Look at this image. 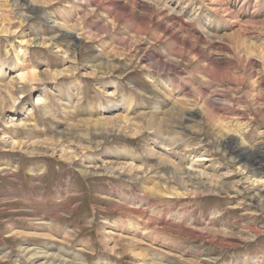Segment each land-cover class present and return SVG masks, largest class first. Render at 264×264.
Masks as SVG:
<instances>
[{"label":"rangeland","instance_id":"374dc122","mask_svg":"<svg viewBox=\"0 0 264 264\" xmlns=\"http://www.w3.org/2000/svg\"><path fill=\"white\" fill-rule=\"evenodd\" d=\"M3 1L0 264H42L54 253L67 264L74 255L83 264H264V209L252 197L264 171L252 186L236 170L237 152L224 147L264 146V0ZM156 59L168 70L149 68ZM248 61L263 84L254 91L243 75ZM63 67L72 73L56 76ZM28 70L34 79H19ZM163 98L176 114L159 127L150 111ZM191 110L197 116L185 120ZM154 135L173 142L167 155L180 143L176 161L206 173L195 180L202 189L163 175L169 164L151 153ZM154 184L179 195L144 193Z\"/></svg>","mask_w":264,"mask_h":264},{"label":"bare ground","instance_id":"6f19581e","mask_svg":"<svg viewBox=\"0 0 264 264\" xmlns=\"http://www.w3.org/2000/svg\"><path fill=\"white\" fill-rule=\"evenodd\" d=\"M4 1H6V0H4ZM3 1V2H4ZM37 1V0H36ZM115 1V0H114ZM117 1V0H116ZM121 1V0H120ZM136 1V0H135ZM2 2V3H3ZM8 2V1H7ZM19 2H21V0L20 1H18V0H12V2H11V4L10 5H12L13 7L14 6H16ZM22 2H24V0L22 1ZM27 2V1H26ZM31 2V1H30ZM41 2V1H40ZM113 2V1H112ZM111 2V3H112ZM126 2H128V1H126ZM131 2V1H130ZM129 2V3H130ZM6 3V2H5ZM32 3V2H31ZM48 3V2H47ZM46 3V4H47ZM136 3V2H135ZM8 3H6V5H7ZM22 4V3H21ZM25 4V3H24ZM23 4V5H24ZM218 4V3H217ZM19 5V4H18ZM120 5V4H119ZM118 5V7H120ZM125 6H126V4H124ZM131 5V4H130ZM22 6V5H21ZM112 6V5H111ZM125 6H123V7H125ZM132 7H133V5H131ZM220 6V5H219ZM25 7V6H24ZM28 7H29V9L31 10V9H33V7H31L30 5H28ZM116 7V6H115ZM122 7V8H123ZM221 7H222V4H221ZM21 8V7H20ZM114 8V7H113ZM122 8H119L118 10H121ZM220 8V7H219ZM25 9V8H24ZM116 9V8H115ZM127 9V8H126ZM134 9V8H133ZM155 9V7L152 5L151 6V10H153V11H155L154 10ZM225 9V8H224ZM23 10V9H22ZM117 10V11H118ZM130 10H132V9H130ZM160 10V9H159ZM126 11V10H125ZM134 11V10H133ZM147 11V10H146ZM17 12V11H16ZM130 12V11H129ZM135 12V11H134ZM126 13V12H125ZM148 13H152V11L151 12H148ZM159 14L161 13V15H162V13H163V10H160L159 12H158ZM130 14H132V13H130ZM165 14V13H164ZM166 14H168V13H166ZM127 15V14H126ZM134 15V14H133ZM131 16V17H133L134 18V16ZM22 19H27L28 18V16L27 15H25V14H20L19 15ZM129 16V15H128ZM152 16V15H151ZM150 16V17H151ZM166 17H167V15H165ZM127 17V16H126ZM130 17V18H131ZM158 17H159V15H158ZM162 17V16H161ZM160 17V18H161ZM138 18V17H137ZM163 18V17H162ZM139 19V18H138ZM137 19V20H138ZM149 19V18H148ZM23 20V21H24ZM134 20V19H133ZM20 21H22V20H20ZM55 21V20H54ZM132 21V20H131ZM164 22V21H163ZM134 23H135V21H134ZM251 24H253V23H251ZM257 24V23H256ZM159 25V24H158ZM170 27H172L171 25H170ZM174 28H175V26H173ZM178 27V26H177ZM6 29H8V27L6 28ZM168 29V28H167ZM236 29V28H235ZM5 30V29H4ZM8 31V30H7ZM171 31V30H170ZM169 31V32H170ZM177 31V30H176ZM180 31V34H182L181 33V31L182 30H179ZM69 32V31H68ZM172 32V31H171ZM170 32V33H171ZM174 32H175V30H174ZM243 32V31H242ZM169 33V34H170ZM185 33V32H184ZM245 33V32H244ZM243 33V34H244ZM69 34V33H68ZM175 34V33H174ZM242 34V33H241ZM242 34V35H243ZM171 35V34H170ZM185 35V34H184ZM53 36V35H52ZM167 36V35H166ZM176 36V35H175ZM182 36V35H181ZM186 36V35H185ZM178 37H179V35H178ZM188 37V39H189V36H187ZM230 37H231V34H230ZM51 38V37H50ZM172 38V37H171ZM174 38V37H173ZM177 38V37H176ZM183 38H184V36H183ZM233 38V37H232ZM36 39V41H37V43L38 44H48L49 43V41H47L46 39H44L43 37H36L35 38ZM52 39V38H51ZM168 39H170L169 37H168ZM197 39H200V36H198V38ZM53 40V39H52ZM69 42H71V44H73L74 43V40H76V37L74 36V35H70L69 34ZM195 40V39H194ZM231 40V39H230ZM233 40V39H232ZM196 41V40H195ZM206 41V40H205ZM173 42V41H172ZM182 42H184L183 41V39H182ZM192 42H194V41H192ZM236 42H237V39H236ZM250 42V41H249ZM51 43V42H50ZM171 43V42H170ZM199 43V42H198ZM172 44H174V43H171V45ZM176 44H177V41H176ZM182 44V43H181ZM189 46H188V45ZM178 45V44H177ZM177 45H175L176 47H177ZM180 45V44H179ZM174 46V45H173ZM172 46V47H173ZM183 46H188V47H190L191 46V43H184L183 44ZM211 46V45H210ZM195 47H197L196 45H195ZM209 47V46H208ZM180 48V47H179ZM183 48V47H182ZM198 48V47H197ZM219 48V47H218ZM257 48V47H256ZM208 49V48H207ZM180 50H182V49H180ZM184 50V49H183ZM182 50V51H183ZM251 50H252V48H251ZM181 51V52H182ZM194 51V50H193ZM202 51V50H201ZM214 51V50H213ZM196 52V51H195ZM252 52V51H251ZM260 52V51H259ZM263 52V51H262ZM18 53V52H17ZM65 53H66V51H65ZM186 53V52H185ZM188 53H189V51H188ZM217 53V52H216ZM236 53V52H235ZM253 53V52H252ZM194 54V53H193ZM209 54V53H208ZM227 54H229V53H227ZM237 54V53H236ZM244 54V53H243ZM262 54H264V53H262ZM205 55H207V54H205ZM220 55V54H219ZM259 55V54H258ZM213 56V55H212ZM233 56V55H232ZM256 56V55H255ZM179 57V56H178ZM208 57H209V55H208ZM177 58V57H176ZM242 58V57H241ZM214 59V58H213ZM150 60V59H149ZM209 60V59H208ZM243 60V59H242ZM241 60V61H242ZM246 60V59H245ZM252 61V60H251ZM262 61H264L263 59H261V62ZM220 62V61H219ZM150 63V62H149ZM148 63V64H149ZM206 63H208V62H206ZM213 63V62H212ZM242 63V62H241ZM245 63V67H244V69L246 70L245 71V73L243 74L244 76L247 74L246 72H248L249 73V77L250 78H252L254 75H255V72H254V69H253V67H254V65H255V63L254 62H247V64H246V62H244ZM100 64V63H99ZM146 64V63H145ZM152 64L153 65H151L149 68H155V69H159L160 70V67L162 66V68L161 69H165V68H167V70H168V68L170 67V65H166L165 63H163L162 61H160L159 59H156V60H154V62H152ZM163 64V65H162ZM243 64V63H242ZM209 65V64H208ZM212 65V64H211ZM223 65V64H222ZM243 66V65H242ZM260 66H262V65H260ZM259 66V67H260ZM164 67V68H163ZM209 67V66H208ZM218 67V66H217ZM206 68V67H205ZM211 69V68H210ZM213 69V68H212ZM158 70V71H159ZM206 70V69H205ZM1 71V70H0ZM29 71V70H28ZM162 71V70H161ZM206 71H208V70H206ZM243 71V70H242ZM54 72V74L56 75V76H60V75H65V74H68V73H70L71 72V70H69V69H67V68H61V69H58V70H55V71H53ZM209 72V71H208ZM72 73V72H71ZM208 74V73H207ZM224 74V73H223ZM226 74V73H225ZM52 75V74H51ZM215 75V74H214ZM188 76V75H187ZM224 76V75H223ZM231 76V75H230ZM241 76V75H240ZM243 76V77H244ZM18 77H19V79H21V80H24V79H34V77H35V71H29L27 74H25V73H19V75H18ZM52 77H54V75L52 76ZM233 76H231V78H232ZM238 77V76H237ZM247 77V76H246ZM256 77V76H255ZM214 78V77H213ZM254 78V77H253ZM252 78V79H253ZM261 78V77H260ZM219 79H220V77H219ZM240 79H241V77H240ZM252 79H250V80H252ZM238 80V79H237ZM261 81L263 82L264 81V78L263 79H261ZM260 80H252V81H250V85L248 84V86H250L251 87V89L253 90L254 88H255V85L257 86V88L258 89H260V87L263 85L262 84V82H261ZM14 82V81H13ZM241 82V81H240ZM249 82V81H248ZM257 82V83H256ZM16 83H17V81H16ZM8 85V84H7ZM191 85V84H190ZM6 86V85H5ZM190 87V86H189ZM196 88V87H195ZM249 88V87H248ZM1 89V88H0ZM250 89V90H251ZM196 90V89H195ZM254 91V90H253ZM257 91V90H256ZM11 92V91H10ZM197 92V91H196ZM200 92V91H199ZM251 92V91H250ZM13 93V92H12ZM201 93V92H200ZM14 94V93H13ZM16 94V93H15ZM111 94V93H110ZM197 94H198V92H197ZM200 95V94H199ZM9 96V95H8ZM13 97V96H12ZM42 98L40 97V95L38 94L37 96H36V99H35V103H38L40 100H41ZM119 100V99H118ZM161 100V99H160ZM196 100V99H195ZM198 100V99H197ZM162 105H160V106H156V107H154L151 111H150V116L152 117V119H153V121H155L157 124L158 123H160V121H162L163 119H165L164 117H166V118H172L173 117V115L174 114H176L175 112H176V105L174 104V106L172 105V103L171 104H169V102L167 101H165L164 100V98L162 99ZM198 101H200V100H198ZM177 104H179V100L177 99L176 101H175ZM175 102H173V103H175ZM192 102H193V100H192ZM206 102H208L207 100H206ZM123 103V102H122ZM129 103V102H128ZM131 103V102H130ZM214 103V102H213ZM223 103V102H222ZM158 104H159V102H158ZM161 104V103H160ZM186 104H188V103H186ZM199 104V103H198ZM206 104H208V103H206ZM130 105V104H129ZM170 105H172V106H170ZM197 105V104H196ZM202 105V104H201ZM215 105H217V104H215ZM200 106V105H199ZM206 106V105H205ZM101 107V106H100ZM123 107H124V105H123ZM217 108V107H216ZM182 109H184V108H182ZM211 109V108H210ZM216 110H218V109H216ZM211 111V110H210ZM230 111V110H229ZM146 112V111H145ZM184 112V111H183ZM139 113V112H138ZM137 113V114H138ZM186 113V112H185ZM202 113V112H201ZM223 113V112H222ZM228 113V112H227ZM143 114V113H142ZM182 114V113H181ZM125 115V114H124ZM121 116V122H122V124L123 123H125V124H131V126H133V129H134V131L135 132H138L139 131V129H140V132H141V127L142 126H140V124H138V122H136V123H133L132 122V120L133 119H131L132 117H127V116ZM127 115V114H126ZM183 115V114H182ZM185 115V114H184ZM187 115V114H186ZM196 115V113H195V111H189L188 112V115L185 117V120H191L192 121V119H193V117ZM141 116H143V115H141ZM175 116V115H174ZM197 116V115H196ZM116 117V116H115ZM119 117V116H118ZM204 117V116H203ZM221 117V116H220ZM102 118V117H101ZM100 118V119H101ZM103 118H106L107 119V117H104L103 116ZM102 118V119H103ZM182 118H184V117H182ZM224 118V117H223ZM227 118V117H226ZM99 119V118H98ZM105 119V120H106ZM112 119V118H111ZM110 119V120H111ZM115 119V118H114ZM119 119V118H118ZM118 119H115V120H118ZM178 119V118H177ZM195 119V118H194ZM109 120V121H110ZM168 120V119H167ZM176 120V119H175ZM228 120V119H227ZM103 121V120H102ZM120 121V120H119ZM166 121V120H165ZM172 121V120H171ZM188 121V122H189ZM220 121H222V119L220 120ZM164 122V121H163ZM162 122V123H163ZM181 122V121H180ZM112 123V122H111ZM119 124H120V122H118ZM161 123V124H162ZM166 123V122H165ZM170 123V122H169ZM216 123L217 124H219V122H217L216 121ZM89 124V123H88ZM103 123H101V126H103V125H105V124H103ZM113 124V123H112ZM127 124V125H128ZM152 124V123H151ZM161 124H158V125H156V126H159V125H161ZM222 124V123H221ZM124 125V124H123ZM123 125H121V126H123ZM171 125H173V124H171ZM93 126V125H92ZM96 126V125H95ZM100 125H99V127H101ZM107 126H110V125H107ZM151 126V125H150ZM218 125H216V127H217ZM221 126V128H223L225 131H227V132H229L230 130L228 129V128H226L224 125L222 126V125H220ZM98 127V126H97ZM106 127V126H105ZM111 127H112V125H111ZM123 127H126V126H123ZM160 127V126H159ZM159 127H157V128H159ZM113 128H115V127H113ZM127 128V127H126ZM156 128V129H157ZM187 128V127H186ZM238 128H240V127H238ZM170 129V128H169ZM109 130V129H108ZM111 130H112V128H111ZM123 130H125L124 128H123ZM222 130V129H221ZM235 130V129H234ZM240 130V129H239ZM57 131V130H56ZM106 131V130H105ZM117 131H119V130H117ZM64 132V131H63ZM68 132V131H67ZM108 133V132H107ZM139 133V132H138ZM235 133V132H234ZM238 133V132H237ZM114 134V133H113ZM117 134V133H116ZM57 135V134H56ZM60 135H61V133H60ZM62 136V135H61ZM161 137V136H160ZM160 137L158 136V135H154L153 137H152V143L155 145L154 147H159V148H157V150L155 151V150H152V154H154V155H158L159 156V159H163V162H162V164H169L168 165V167H169V170H168V172H167V170L165 171V172H163V175H166V173H168V175L166 176V178H172L173 180H177L178 181V179L181 181L180 183H183L184 184V186L186 187L185 189H187V186L188 185H191L190 187H193V188H191V190H190V192L191 193H195V191L196 190H198V189H202L203 187H201L202 185L199 183L198 184V182H200V181H195L196 179H200V177L202 176H204V175H206V173L202 170V171H198L197 173L195 172H191V170L190 169H188L186 166H182V164H180L178 161H176V159H179V160H181L182 159V157H180L181 155H180V151L179 150H177V147L179 146V144L180 143H178V142H175V144H176V146H173V148L171 149V151L169 152V155H167L165 152H166V150H165V147H169L170 145H172V143L173 142H169V140H168V142L166 141V139L165 138H161L160 139ZM55 138V137H54ZM64 138V137H63ZM231 138V137H230ZM233 140V139H232ZM236 140V139H235ZM231 141V140H230ZM239 141V140H238ZM13 142H15V141H13ZM41 142V141H40ZM229 142V141H228ZM225 143V145H224V147H226V148H230L231 150H235L236 152H237V156L235 157V158H233L234 159V161H235V164H236V170L238 171V172H240L241 173V175H244L246 178H248V180H247V182H249L252 186H254L255 184H258V183H260L261 182V179H262V172L264 171V146H261V147H257V149H254V150H249V149H239L240 148V146H239V148H237L236 147V145L235 144H233V143ZM18 144H21L20 142H17ZM170 143V144H169ZM46 144V143H45ZM17 145V144H16ZM56 145V144H55ZM28 146V145H27ZM20 147H21V145H20ZM37 147V146H36ZM243 147H244V144H243ZM152 148V147H151ZM180 148V147H179ZM239 149V150H238ZM55 150V149H54ZM162 150V151H161ZM51 152H52V149H51ZM62 153V155H65V156H67V157H70V153H69V155H68V151H67V149H63V151L62 152H60V154ZM171 155V156H170ZM236 155V154H235ZM199 156V155H198ZM233 156V155H232ZM156 157V156H155ZM88 158V157H87ZM67 159V158H66ZM85 160V159H84ZM106 162V161H105ZM157 162V161H156ZM102 163H104V162H102ZM105 164V163H104ZM112 164V163H111ZM120 164V163H119ZM159 164V163H158ZM238 164V165H237ZM233 165H234V163H233ZM94 167V169H95V166H96V164H95V166L94 165H89V166H87V167ZM109 166V165H108ZM118 166V165H117ZM134 166V165H133ZM133 166H131V168H129L128 169V173L130 172V173H132V167ZM90 167V168H91ZM106 167V166H105ZM114 167V166H113ZM126 167L128 168V165H126ZM138 167V166H137ZM167 167V166H166ZM188 167H191V168H193L194 167V165H192V163H190V165H188ZM89 168V169H90ZM93 169V170H94ZM102 169V168H101ZM119 169L121 170L122 169V171L124 172V171H126V169H125V165H121V166H119ZM145 169H152V166H146L145 167ZM111 170V169H110ZM113 170V169H112ZM136 170V169H135ZM198 170V169H197ZM122 171H119V172H122ZM194 171V170H193ZM97 172V171H96ZM101 172H103V171H101ZM105 172V171H104ZM113 172V171H112ZM160 172V171H159ZM134 173V172H133ZM108 174V173H107ZM113 174H114V172H113ZM119 174H121V173H119ZM118 174V175H119ZM135 174V173H134ZM126 175V174H125ZM128 176V175H127ZM131 176V175H130ZM212 176V175H211ZM126 177V176H125ZM215 177V176H214ZM130 178V177H129ZM136 178V177H135ZM135 178H134V180H135ZM170 178V179H171ZM209 178H211L210 177V175H209ZM257 178V179H256ZM214 179V178H213ZM217 179V178H216ZM215 179V180H216ZM169 180V179H168ZM172 180V182H174ZM212 180V179H211ZM202 181V180H201ZM205 181L206 180H204V183H205ZM142 182V181H141ZM165 182V181H164ZM207 182H208V180H207ZM264 182V181H263ZM171 183V182H170ZM176 183V182H175ZM202 183V182H201ZM168 184V183H167ZM198 184V185H197ZM206 184V183H205ZM205 184H204V187H205ZM214 184V183H213ZM220 184V183H219ZM222 184V183H221ZM161 185V184H160ZM180 185V184H179ZM209 185H210V183H209ZM208 185V186H209ZM264 185V183L262 184V186ZM211 187V186H210ZM167 187H165V188H162V187H159L158 185H156V184H154V186H145V189H143L145 192L144 193H146V191L147 192H149V195H152V197L154 196V198H158V199H163L164 200V198H167V197H165V195H168V196H173L174 198H176L178 195H179V190H177V188L175 187V186H171V188H167ZM187 190H189V189H187ZM186 190V191H187ZM185 191V192H186ZM253 194H252V197L255 199L256 197L255 196H257L258 198H259V203H258V205H259V207H260V209H264V187H263V189H258V190H256V191H254V192H252ZM44 222V221H43ZM43 222H40V223H43ZM46 224V223H45ZM48 226V225H47ZM40 227V226H39ZM44 227V226H43ZM37 228H38V226H37ZM41 229V228H40ZM154 229V228H153ZM58 250L60 251V248H58ZM124 250V249H123ZM31 252V251H30ZM46 251H44V253H45ZM61 252V251H60ZM143 252V251H142ZM136 255H141L139 252H134ZM35 254H37V252H35ZM39 254V253H38ZM27 256V255H26ZM56 256H58L59 258H56L55 259V257ZM60 254L58 253H54V254H51V256L49 255V259H50V261H48V259H47V261H45V263H42V264H67V261H70V260H66L65 259V257L64 258H60ZM43 257V256H42ZM45 257V256H44ZM62 257V256H61ZM22 258V257H21ZM74 260L73 261H71L69 264H83L82 262H80V261H78V258L79 257H77V255L75 256L74 255ZM23 260V259H22ZM24 262V261H23ZM26 264H27V261H26ZM155 264H157V263H155Z\"/></svg>","mask_w":264,"mask_h":264}]
</instances>
